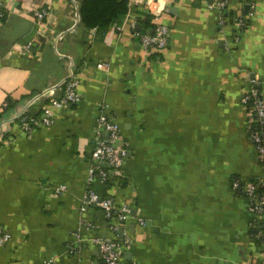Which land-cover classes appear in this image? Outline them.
Returning <instances> with one entry per match:
<instances>
[{
    "label": "crops",
    "instance_id": "1",
    "mask_svg": "<svg viewBox=\"0 0 264 264\" xmlns=\"http://www.w3.org/2000/svg\"><path fill=\"white\" fill-rule=\"evenodd\" d=\"M1 1L0 227L12 238L0 264H104L92 240L114 234L103 214L81 213L104 104L129 151L110 191L136 207L126 264H264L249 200L232 188L264 182L242 102L252 90L264 97V0H228L224 25L218 0H130L131 13L105 37L78 19L82 0L78 9L50 0L42 30L30 14L39 1ZM148 3L170 29L162 55L145 52L131 26ZM72 71L84 101L23 134L17 117H39ZM76 233L83 258L70 254Z\"/></svg>",
    "mask_w": 264,
    "mask_h": 264
},
{
    "label": "built area",
    "instance_id": "2",
    "mask_svg": "<svg viewBox=\"0 0 264 264\" xmlns=\"http://www.w3.org/2000/svg\"><path fill=\"white\" fill-rule=\"evenodd\" d=\"M35 1H39L40 5L33 8L30 14L36 23L40 25V30H42L44 23L51 14V7L48 3L50 0ZM68 1L78 9V0ZM215 5L222 13L220 24L224 25V22L228 19L226 15L228 13L229 1L218 0ZM144 10L154 18L153 23L157 26L155 31L150 30L144 35L137 34L140 38L142 49L149 55H162L170 46V29L160 21V15L153 11L150 3H148ZM153 12L154 14H151ZM6 14L5 3L0 0V25L5 19ZM80 16L79 13L78 19H81ZM137 25H139L137 20L132 19L131 26L136 29ZM238 26L240 28L246 27V23L240 22ZM33 46L34 44L27 43L24 46V52L31 53ZM103 66L106 67L105 64ZM80 85L81 82L78 75L73 71L70 72L62 84V97L52 99L48 105L44 106L39 117L30 116L25 113L17 117L20 131L25 135L32 136L37 129L52 126L58 111L73 109L79 106L84 101L79 92ZM242 102L250 113L248 125L250 139L258 154L259 163L264 166V97L258 90H252L250 94L243 97ZM109 106L108 104L102 105L97 117L96 144L91 155L87 181L88 187L81 207V213L84 216L89 212L103 214L109 230L114 234L113 239L94 235L95 237L92 242L99 250L100 260L104 264H126L124 254L131 242L127 226L129 220L132 219V213L136 207L132 202L118 204L116 198L103 197L95 188L96 185L106 188L110 183L114 184V188L120 187L121 181L124 180V165L129 156L128 146L121 137L119 125L116 118L112 116ZM232 188L235 192L242 193L249 200V212L254 217V227L260 231L258 237H264V231L261 230V224L264 222V182L242 183L234 181ZM66 189V186L61 185L56 187L55 191L57 194H62ZM114 217H117V219L115 220ZM137 222L141 226L146 225V221L143 218H138ZM86 224L89 233L93 234L97 232L99 227L95 221L88 220ZM74 237V242L70 247V254L83 258L82 238L77 233L74 234ZM11 238V235L0 227V247H4ZM262 249L264 250V245H262ZM43 264H57V259L50 258Z\"/></svg>",
    "mask_w": 264,
    "mask_h": 264
},
{
    "label": "trees",
    "instance_id": "3",
    "mask_svg": "<svg viewBox=\"0 0 264 264\" xmlns=\"http://www.w3.org/2000/svg\"><path fill=\"white\" fill-rule=\"evenodd\" d=\"M130 0H82L80 2V14L84 27L89 30H97L103 37L116 25H121L128 14L131 13ZM230 16V13L228 14ZM137 23L142 26L140 35L148 33V31L156 30V24L153 23V17L146 12L141 11L135 17ZM101 195L103 197H113L111 189H114V184L110 183L106 188H103ZM116 220L117 217H114ZM254 223V217H253ZM261 230L264 231V222L261 224ZM259 245H264V237L256 241Z\"/></svg>",
    "mask_w": 264,
    "mask_h": 264
},
{
    "label": "water",
    "instance_id": "4",
    "mask_svg": "<svg viewBox=\"0 0 264 264\" xmlns=\"http://www.w3.org/2000/svg\"><path fill=\"white\" fill-rule=\"evenodd\" d=\"M135 30L138 31V32H141L142 31V26L140 24L137 25Z\"/></svg>",
    "mask_w": 264,
    "mask_h": 264
}]
</instances>
